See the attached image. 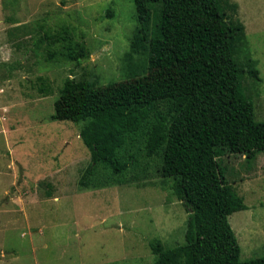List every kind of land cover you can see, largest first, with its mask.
I'll list each match as a JSON object with an SVG mask.
<instances>
[{"label":"rangeland","instance_id":"374dc122","mask_svg":"<svg viewBox=\"0 0 264 264\" xmlns=\"http://www.w3.org/2000/svg\"><path fill=\"white\" fill-rule=\"evenodd\" d=\"M61 1L0 0V264H154L150 242L184 244L189 211L175 179L163 175V150L147 154L149 127L157 114L170 116L184 89L200 86L199 51L188 32L160 38L155 17L144 34L134 0ZM200 2L214 32L221 99L236 100L241 87L264 120V0ZM228 20L245 26L235 51ZM41 77L52 93L40 92ZM69 78L93 87L65 99ZM145 95L159 104L119 150L127 169L95 164L83 185L93 162L81 137L86 122L69 116L87 101ZM219 161L248 207L229 217L241 260L264 256V151Z\"/></svg>","mask_w":264,"mask_h":264},{"label":"trees","instance_id":"16d2710c","mask_svg":"<svg viewBox=\"0 0 264 264\" xmlns=\"http://www.w3.org/2000/svg\"><path fill=\"white\" fill-rule=\"evenodd\" d=\"M134 3L144 34L148 33L153 17L160 38L190 33L199 51L201 69L200 86L184 89L175 98L170 116L163 119L157 114L149 127L147 154L152 156L163 150V175L175 179L174 192L189 211L184 244L166 248L158 240L150 242L156 255L154 264H264V256L241 260V245L229 217L248 207L219 161L226 153L246 154L251 159L264 151V120L256 119L254 102L241 87L236 100L221 99L223 75L217 64L214 32L200 0ZM224 26L230 40L228 50L235 51L244 40L245 26L231 20L225 21ZM79 52L86 53L84 49ZM79 54L73 56L77 61ZM248 74L260 80L257 68H249ZM43 79L40 78L39 90L48 95L53 89ZM92 87L86 80L69 78L62 95L69 99ZM158 104L152 95L133 101H87L81 112L69 116L74 121L86 122L81 137L91 150L93 162L84 174L83 185L90 184L95 164L103 163L115 173H124L129 164L121 159L119 150L131 132L144 126ZM66 117V113L55 115Z\"/></svg>","mask_w":264,"mask_h":264}]
</instances>
